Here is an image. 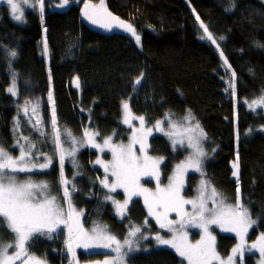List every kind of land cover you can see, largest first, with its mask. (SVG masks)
<instances>
[{
	"label": "trees",
	"instance_id": "16d2710c",
	"mask_svg": "<svg viewBox=\"0 0 264 264\" xmlns=\"http://www.w3.org/2000/svg\"><path fill=\"white\" fill-rule=\"evenodd\" d=\"M96 2L101 0H69L67 6L60 8V0H44L43 19L41 14L26 9L23 24L14 23L8 8L0 6V144L15 155V138L21 132L34 136L8 91L12 71L31 73L40 81L41 92H52L57 126L70 130L73 136L80 134L79 122L99 133V138H125L128 130L121 124L124 100H129L133 114L144 116L152 128L166 114H171L174 122H182L190 111L195 117L193 123L198 122L206 134L203 145L207 155L202 160L203 175L201 171L187 175L184 195L193 197L204 176L226 204H235L239 186L241 203L257 221L250 239L264 234V114L245 104L264 97V47H256L257 42L264 45L263 2L103 0L107 10L130 24L136 35L126 30L100 35L90 28L80 7L85 3L94 6ZM197 16L221 40L220 51L230 67L228 71L235 73V96L229 86L232 77L223 68L218 53L200 39ZM136 36L140 37V50ZM10 50L17 53L14 59L8 55ZM141 73L145 74L144 79L134 93L133 85ZM77 78L79 87L73 83ZM21 117V132H16L15 119ZM149 151L153 157L164 158L163 181L169 179L187 154L182 148L171 147L165 136L157 132L150 137ZM78 158L86 167L87 152ZM234 159L239 165L238 179L232 178L230 163ZM57 171L54 167L45 176H29L36 182H52L56 176L49 175ZM84 172L77 179L74 195L75 206L84 216L78 221L82 228L99 219L112 228L117 238L127 234L129 225L142 228L144 223L153 237L167 235L147 220L139 201H133L126 217L118 221L105 206L107 201L102 202L103 194L95 196L94 180L88 179L93 178L92 174ZM104 207L108 210L102 215L98 209ZM88 216L89 222L84 226ZM0 235L5 242L12 236L6 227L0 229ZM51 235L52 238L46 233L38 234L28 251L48 264H75L76 256L73 258L65 243L69 236L67 227L61 224ZM235 243L234 237L218 234L219 256L226 257ZM87 257L92 261L101 259L97 254ZM77 258L80 264L87 261L86 256L77 254ZM127 263L184 264L172 251L153 248L127 257ZM242 264H256V256L245 255Z\"/></svg>",
	"mask_w": 264,
	"mask_h": 264
},
{
	"label": "snow or ice",
	"instance_id": "6c2138e0",
	"mask_svg": "<svg viewBox=\"0 0 264 264\" xmlns=\"http://www.w3.org/2000/svg\"><path fill=\"white\" fill-rule=\"evenodd\" d=\"M12 16L17 21H22L24 11L22 6L29 4V0H6ZM69 0H60L58 7L63 8L67 6ZM35 7V4H31ZM235 7V5H233ZM231 10V9H226ZM41 19H43L44 0H40ZM82 15L90 23L99 27L111 30L113 26L121 27L126 31L135 34L134 29L130 24L124 23L117 17L113 16L111 12L104 6L103 0L99 6H93L85 3L82 10ZM197 21L200 23V28L204 31V37L217 44L216 38L209 32L205 24L200 21L197 16ZM223 39V37H221ZM137 43L140 37L136 36ZM219 48V45L217 44ZM256 47H264L259 42ZM47 51V44L45 43V52ZM8 55L14 59L17 55L15 50H10ZM223 57V53L221 52ZM227 63V61H225ZM11 66V65H10ZM144 73H141L136 78L133 85V92L138 91L139 86L144 79ZM233 82H230V87L233 88V95H235V73H232ZM73 83L79 87L78 78ZM13 95H17L15 74L13 75V84L8 89ZM52 100V93L49 92V101ZM264 105V97L260 100H253L249 105L250 108L255 110L256 106ZM29 106L33 116L36 114L39 103L32 101H25L24 113L28 114ZM124 110L123 123L129 124L130 119H138L143 126L145 123L144 116H133L127 101L122 104ZM165 119L175 128H183L184 131L190 133L188 136L187 146L193 149L191 155L186 162L176 166V170L172 176L169 177L167 186L161 187L160 181V165L163 163L164 158H152L147 155L146 136L150 134L152 129H147V133L142 131V134L137 136L136 132L133 133L132 142L128 145H112V161L105 164L103 160L98 159L97 163L101 164L105 170V178L101 180L104 188L108 189L109 193L115 192L117 188H122L126 194V199L120 203L113 199L111 195H106V199L112 200L116 205L117 213L122 217L125 215L129 201L134 195H143L144 203L148 209V214L156 219V223L162 229L172 232L171 239H165L157 234L153 237L158 244L167 245L175 250L176 254L182 258V261H187V264H213V261H220V264H225L224 261L217 255L215 249V237L209 231L210 225H219L223 231L234 232L241 239V243L232 250L235 255L242 252L244 247L243 238L248 230L252 228L257 221L251 216L247 207L241 203L240 189L237 187V198L235 204H226L225 199L210 185L207 180L201 181V187L198 189V197L192 200H186L181 196V190L184 183V174L190 168L195 171L202 172V160L207 155L202 146V140L206 138L203 129L200 128L199 123L194 125L191 121L195 117L189 111L188 115L182 122H174L171 114H166ZM32 117H29L31 123ZM163 121H157L155 128L163 130ZM52 125L54 135V143L58 152H60L61 164V186L63 190V200L56 195H53L49 184L45 181L39 183L35 182L31 176L26 175L23 178L20 173H33L37 170L43 171L48 168L52 163V158L45 155L43 162L40 161L39 156L44 155L43 152L39 154L35 151V144L31 138L24 136L21 132L19 122L14 131L21 132V135L15 138L14 147L19 149V155L14 156L4 145L0 144V229L7 228L12 234V239L5 242L3 235H0V264H46L45 261L39 259L37 256L32 255L28 251V242L34 234H48L52 238V233L56 232L61 224L68 228L69 239L65 241L68 252L75 257L73 251V243L76 247H82L85 250L93 248L110 249L114 253L113 257L105 260L104 264H127V257L132 251L139 250V240L148 239L144 235L140 227L131 226L128 235L121 242L116 236L112 235L106 226H96L91 232H85L82 226L79 225L78 217L82 213H78L72 205L71 192L75 191V185L69 190V181L63 176V165L65 154L61 152L62 138L60 129L57 126L55 110L53 108ZM43 126L42 121H37L33 125L34 128L39 130ZM42 136L47 135L46 132H41ZM64 135L71 139L72 144H83L84 140L77 141L72 136L70 130H65ZM85 138L87 142L93 147L99 148L100 145L94 143V136L99 133H91L85 130ZM175 146L178 142L183 146V140L178 141L175 132H165ZM21 140L24 141L21 143ZM140 144V152L143 156H137L133 151V145ZM105 145L111 144V137L104 140ZM68 156L75 155V147L71 152L67 153ZM74 162V161H73ZM233 175L238 174V163L233 164ZM113 177L112 182H109L108 176ZM147 176L157 181V188L155 192L144 188L141 183V177ZM211 189L210 195H206L208 189ZM208 200H212V207L208 206ZM192 206V212L185 210V205ZM64 205H67V212ZM170 212H175L176 219H168ZM75 222L76 227H73ZM188 227H196L201 229L203 235L199 241L192 244L188 241L186 229ZM253 248H258L261 257L264 258V234L259 237L256 244L252 245ZM9 249H14L11 253ZM226 264H235L233 256H229Z\"/></svg>",
	"mask_w": 264,
	"mask_h": 264
},
{
	"label": "rangeland",
	"instance_id": "374dc122",
	"mask_svg": "<svg viewBox=\"0 0 264 264\" xmlns=\"http://www.w3.org/2000/svg\"><path fill=\"white\" fill-rule=\"evenodd\" d=\"M77 1H79V0H77ZM261 1L264 4V0H261ZM33 3L35 4L34 8L30 6ZM100 3L101 2H96V4L94 6H97ZM47 4H49L48 1H47ZM0 6H6L8 8V15L10 16L11 20L14 23L23 24L25 22V13H24L22 21H17V20H15L13 18L11 10H10L8 4L6 3V0H0ZM22 8H23L24 12H27L26 9H29L30 11H32L36 15H40L41 14L40 5L38 3V0H29V4L23 5ZM80 8L83 10L84 6L82 5ZM85 21H88V20L86 19ZM199 29H200V39L202 41H205L206 43L210 44L214 48V50L218 53L219 59H220V61L222 63L223 68L232 77V79L229 80V83L233 82V76H232L233 71L232 70L228 71L230 69V67H229L228 63H225V61H227V60H226L224 54H223V57L221 56V51H220V49H221V46H220L221 40H220V38H216L217 44L219 45V48H218L217 44H213L206 37L202 38V37H204V31H203V29L200 28V26H199ZM135 43H136L137 48L140 50L141 49L140 41H139V43H137V40H136ZM14 74H15V83H16V90H17V95L16 96H13L11 94L12 97H13V100H14V105H16L20 109L19 111H21V115H23L24 119H26L28 122H29V117H32L31 123H29L28 125H29V128L31 129L32 134H34V136L32 138L31 137L30 138H31L32 142L36 146L35 147L36 153L37 154H39L40 152L44 153V155H40L39 156L40 161L41 162L44 161L45 155L52 158L51 165L48 168H46L45 170H43V171L37 170V171H35L33 173H28V174L20 173L19 175L20 176H24V175H31V174H37L38 173V174H41L42 176H45L46 174H49V172H51L54 167H56L58 171L57 172H52L49 175V176H52V177L56 176L54 181L53 182H48V181H45V180H43V181H45V182H47L49 184V186L51 188V192H52L53 195L59 196V194H61V197H59V198L62 201L63 200V190H62V186H61V164H60V158H59L60 152H58V150L56 148V145L54 143V139H53L54 135H55V133H53V125H52L53 98H52L51 101H49V92L50 91L47 92V93H43V92H41L39 90V88L37 86V83L34 80V76L31 73L21 72V71H12L10 87L13 84V75ZM231 91H232V95H233V88L232 87H231ZM233 96H235V95H233ZM26 100L27 101H32L33 103H36V102L39 103V107H38L37 112H36V114L34 116H33V113L31 111V107L30 106H29L28 114L25 115L24 106H25V101ZM124 101H127L129 103V100H124ZM124 101H122V104H123ZM122 104H121V106H122ZM234 104H235V106H237L236 102H234ZM245 104H246V106L248 108H250L249 105L251 103L246 102ZM18 108H17V110H18ZM259 110H262V112L264 114V105H260V106H256L255 107V112H257ZM24 119L22 117L15 119L16 126H17V121H18L19 122V126L21 128V121H24ZM123 119H124V113H123ZM37 121H42L43 122V126L39 130H37L36 128L33 127V125L36 124ZM159 121H163L164 122L163 126H162L163 130H157L155 128V126H154V128L150 127L149 124L146 122V120H145V123H144L143 126L140 124V121H138V120L137 121H133L132 119H130L129 124L121 123L122 126L125 129L128 130L127 133L125 134L126 137L123 138V136H122V138L119 141H117L116 139H114L113 137L110 136L111 137V144L110 145H105L104 144V140L106 138H108V137L99 138L98 135H97V136L94 137V143L100 145L99 148L91 146V144H89L87 142V139L85 138V135H84L85 134V130L86 129L91 130L89 127H85V126L81 125L80 134L75 135V136L72 135L73 137L76 138L77 141L82 140V139L84 140L83 144H79L78 143L76 145H73L71 139L64 135L65 131H63L62 128H59L60 129V135H61V138H62V148H61L60 151L65 154V160H64V165H63V176L69 181V184H68L69 190L71 191L73 185H75V189H76L75 191L71 192L72 205L74 204V201L76 200V198H74V195H75V193L78 190L77 184H76L77 179L79 177H81L83 175V173L85 174L84 170L89 171V168L90 169L93 168L95 171H97V169H99L102 172L103 179H104L105 175H106L104 167L101 164L97 163V160L98 159L103 160V162L105 164H108L109 162H111L112 159H113L112 151H111L112 145H121V144L128 145V144H130L132 142L134 131L136 132L137 136H139V135L142 134V131L144 133H147V129H149V128L152 129L151 133L147 134V136H146L147 155L150 156V154H151L149 152V140H150V137L152 136L153 132H157V133H161V134H163V136H165V138L168 140V142L171 145V147H173V148H182V149H184L187 152L186 158L183 161V162H186L188 160L189 156L191 155L192 151H193V149H191V148H189L187 146V144H188V136L190 135V133L184 131V129L180 128V127L173 129L172 126L168 123V121L165 118H163V119H161ZM175 122H177V121H175ZM191 123L194 125L193 121H191ZM261 130L264 133V129H261ZM170 131L176 133L175 138L178 141L183 140V142H184L183 146L179 142L175 146H173L172 140L167 135H165V132H170ZM41 132H46L47 135L42 136ZM23 142L24 141L21 140V143H23ZM14 144L12 146L16 150V154L14 156H18L19 155V149L14 147ZM203 144H204V139L202 140V146H203V149H204V145ZM73 147H75V155H74V157L73 156H68L67 153L71 152ZM133 151L136 153L137 156H140L141 158H143V156H142V154L140 152V144L139 143H136V144L133 145ZM204 151H205V149H204ZM83 152H87L86 167L80 162V160L78 158V156L81 153H83ZM150 157H152V156H150ZM152 158H157V157H152ZM183 162H181V163H183ZM181 163H179V164H181ZM234 163H238L237 159H234V161H232L230 163V168H231V171H232V178L233 179H238V174L236 176L233 175V172H234L233 164ZM179 164H177V165H179ZM176 166L174 167V171H173L172 175L174 174V172L176 170ZM238 168H239V165H238ZM189 173L199 174L200 171H195V170H192V169L189 168L184 174V183H183V188L181 190V196L184 199H186V200H192V199H196L198 197V195H199L198 189L201 187L200 186L201 185V181L205 180V177L202 176L201 181H200V185L198 184L194 196L191 197V198H187L184 195V188H185V183H186V177H187V175ZM108 179H109V182L111 183L114 178L109 175ZM160 181H161V187L167 186V184L169 183V179H167V181H163L162 180L161 169H160ZM208 182L210 183L209 180H208ZM37 183H39V182H37ZM95 183H96L97 186H99V188H101V194H102V190H104V194L106 193L105 197H104V195H102V202H104L106 200V195H111L112 196V195L118 194V193L122 195V200H120V201L116 200L114 197H113V199H115L116 201H118L120 203H123V201L126 199V194H125V192H124V190L122 188H117V190L115 192L109 193L108 189H106V188H104L102 186L101 177L100 176H99V179H97V181H95ZM140 183H141V185L144 188H148L152 192L156 191L157 181L155 179L147 177V176H142L141 180H140ZM210 185L212 186L211 183H210ZM210 193H211V189L209 188L207 190V192H206V195H210ZM103 197H104V200H103ZM87 198L89 199V197H87ZM133 200H141V201H143L142 204H143V206L146 209L147 216L150 219V221H152L154 223V225L159 230H162V231H165L166 233H169L168 236H162L163 238L171 239L172 236H173V233L167 231V229L160 228L159 225L156 223V219L154 217L149 216L148 209L146 208L145 203H144L143 195H134V196H132L131 200L129 201L128 206L130 205V203ZM110 201L111 202L110 203H106L105 206L110 209V211L112 212L113 215H115V217L118 219V221H123V218L126 215V213H125V215L123 217L121 215L117 216L116 212H115L116 205L112 202V200H110ZM212 204H213L212 200H208V206L212 207ZM64 208H65V211L67 212V210H68L67 209V205H64ZM108 208L104 207L103 210H101L102 208L101 209L99 208L98 212H100V214L102 213V215H103L104 212L106 210H108ZM185 210L188 211V212H192V206L190 204L189 205H185ZM126 212H127V210H126ZM176 218L177 217H176L175 212H170L169 213L168 219L175 220ZM96 226H106L108 231L112 234V232H111L112 228H110L111 229L110 230L108 225L106 223H103L99 219H96V220H94L92 222V224L87 228V232H91L92 229L94 227H96ZM132 226H136V225H132ZM252 228H250L248 230L247 234L243 238L244 247L242 249V252H238V253H236L234 255L232 250L234 248H236L238 244L241 243L240 237H238L234 232L223 231L219 225L213 224V225L209 226V231L211 232L212 236L215 237V249H216V238H217L218 234L232 236L236 240V243H235L234 247L230 250L229 254L226 257H224V258L219 256V254L217 252V249H216L217 255L222 259V261L225 262V264H226L229 256H233L235 264H242V260H243L244 256L247 255V254H253V255L256 256V264H264V258L261 257V254H260V251L258 250V248H253L252 247L253 244H256L258 242L259 237L262 234H259L254 239H250V231L252 230ZM129 230H130V227L128 228V232H129ZM148 230H150V228L145 226L144 231H148ZM141 231H142V233H145L142 228H141ZM128 232H127V235H128ZM186 232H187V236H188V241L190 243H192V244H195L197 241H199L201 239L202 235H203L201 229L196 228V227H188L186 229ZM38 234L39 233L33 235V237L28 242V247H29L30 243L33 240H36V238L38 237ZM68 234H69V232H68ZM127 235H124L123 237L118 238V239L122 242ZM144 235L148 236L149 238L148 239H141L140 242H139V245H140L139 250L132 251L130 253L131 255L138 254L139 252H142V251L148 252L152 248L153 249H167V250L172 251L182 261V258L179 257L176 254L174 249L168 247L167 245L158 244V242L153 238L151 233H147V234H144ZM11 239H12V236H11ZM68 239H69V236H68ZM80 249L81 248L80 247H76V244L74 243L73 251H74L75 256H76L75 257V264H80L79 258H77V254L78 255H82V256H86L85 260H88V258H90V257H87V256L94 255V254H97V255L104 254V255H106L105 252L107 250V249H103V248H93L95 253H88L87 254V253H84L83 251H81ZM108 250H110V249H108ZM12 251H14V249H9L10 253ZM108 254L110 255L112 253H108ZM112 257L113 256H107L106 255L105 258H101V259H99V261H101L100 262L101 264H104L105 260H109ZM39 259H41V258H39ZM41 260H43V259H41ZM43 261H45V260H43ZM90 261H92V260H90ZM96 261H98V260H96ZM183 262H184V264H187V261H183ZM86 263L87 262L85 261L82 264H86ZM17 264H20V262L18 261ZM46 264H48V263L46 262ZM213 264H220V261H213Z\"/></svg>",
	"mask_w": 264,
	"mask_h": 264
},
{
	"label": "bare ground",
	"instance_id": "6f19581e",
	"mask_svg": "<svg viewBox=\"0 0 264 264\" xmlns=\"http://www.w3.org/2000/svg\"><path fill=\"white\" fill-rule=\"evenodd\" d=\"M233 46H235V45H233ZM234 49L236 48V46L235 47H233ZM235 50H237V49H235ZM6 71L7 70H9V68H6L5 69ZM34 80L36 81V83H37V86H38V88H39V90H41L42 88H41V83H40V81L39 80H37L36 78H34ZM69 95V94H68ZM77 120V119H76ZM78 121V120H77ZM78 126H81V124L78 122ZM127 130V129H126ZM150 152V151H149ZM150 154V153H149ZM150 156H152L151 154H150ZM153 157V156H152ZM162 165V164H161ZM161 165H160V169H161ZM89 172L92 174V176H93V178L92 177H90V176H88V179H90V180H94V183H95V181H97V179H99V176L101 177V180H103V175H102V172L99 170V169H97V171H95L93 168H89ZM49 182V181H48ZM53 182V181H52ZM94 192H95V196L98 198L99 197V195L101 194V188H99V186H97L96 185V183H95V190H94ZM61 193V192H60ZM102 194L104 195V197H105V194H104V190H102ZM118 195H121V194H114V195H112V197H114L116 200H122V195H121V198L119 199L118 198ZM58 197H61V194H59V196ZM104 197H103V200H104ZM105 201H107L108 203H110L111 201L110 200H108V199H106ZM104 201V202H105ZM133 201H139V200H133ZM132 201V202H133ZM106 202V203H107ZM131 202V203H132ZM140 202V201H139ZM130 203V204H131ZM141 203V202H140ZM142 204V203H141ZM75 205V203L73 204V206ZM130 206V205H129ZM128 206V207H129ZM142 206H143V204H142ZM144 207V206H143ZM144 209H145V207H144ZM103 210V209H102ZM127 210H128V208H127ZM145 214H146V218H147V220H149L150 221V219L148 218V216H147V212H146V210H145ZM84 216H82V215H79L77 218H78V220H81V218H83ZM89 222V216L88 217H86V219H85V222H84V226L87 224ZM152 222V221H151ZM153 223V222H152ZM92 224V222L90 221V223L87 225V227H83V229L84 230H86L90 225ZM153 225H154V223H153ZM145 226H147L148 227V225L147 224H145L144 223V225L142 226V229H143V231H144V228H145ZM155 226V225H154ZM156 227V226H155ZM157 228V227H156ZM158 229V228H157ZM159 230V229H158ZM160 231H162V230H160ZM145 233H143V234H147L146 232L147 231H144ZM163 232H165V231H163ZM127 235V234H126ZM169 235V233H167V235L166 236H168ZM151 250V249H150ZM149 250V251H150ZM108 253H112L111 251H106L105 252V254L107 255V256H113L114 255V253H112V254H108ZM140 253H146V252H144V251H142V252H139L138 254H140ZM138 254H134V255H131L130 253H129V255H128V257H130V256H136V255H138ZM99 255H101V258H105L106 257V255H104V254H99ZM128 264V263H127Z\"/></svg>",
	"mask_w": 264,
	"mask_h": 264
},
{
	"label": "crops",
	"instance_id": "0c3cea01",
	"mask_svg": "<svg viewBox=\"0 0 264 264\" xmlns=\"http://www.w3.org/2000/svg\"><path fill=\"white\" fill-rule=\"evenodd\" d=\"M129 104V107H130V103H128ZM130 109H131V107H130ZM123 113H124V110H123V107L121 106V121H122V123H123ZM131 113H132V115L133 116H135L134 114H133V112H132V110H131ZM133 121H137L138 119H132ZM139 121V120H138ZM88 130V129H87ZM89 132H91V133H95L94 131H91V130H88ZM97 136V135H96ZM95 137V136H94ZM141 203H143V201H141V200H139ZM75 209H76V211L78 212V213H81V211L74 205L73 206ZM146 210V209H145ZM115 212H116V215L117 216H119V214L117 213V208L115 207ZM128 212V211H127ZM127 212H126V215H127ZM126 215L124 216V218L126 217ZM123 218V219H124ZM75 220H78V218L77 217H75ZM79 221V220H78ZM73 226H75V222L73 223ZM85 232H87V229L86 230H84ZM81 249V251H83L84 253H95V251L93 250V249H88V250H85L84 248H82V247H80ZM93 251V252H92ZM106 251H110V250H106ZM87 263L86 264H101L100 262L101 261H90V260H87L86 261Z\"/></svg>",
	"mask_w": 264,
	"mask_h": 264
},
{
	"label": "water",
	"instance_id": "95a60500",
	"mask_svg": "<svg viewBox=\"0 0 264 264\" xmlns=\"http://www.w3.org/2000/svg\"><path fill=\"white\" fill-rule=\"evenodd\" d=\"M100 4H98L97 6H99ZM87 24L90 28H92L93 30H95L98 34L100 35H111V34H114V33H118L120 31H123L124 29L121 28V27H115L113 26L111 28V30H108V29H105V28H102V27H99L97 25H94L92 23H90L89 21H87Z\"/></svg>",
	"mask_w": 264,
	"mask_h": 264
},
{
	"label": "built area",
	"instance_id": "2783aa9c",
	"mask_svg": "<svg viewBox=\"0 0 264 264\" xmlns=\"http://www.w3.org/2000/svg\"><path fill=\"white\" fill-rule=\"evenodd\" d=\"M75 243V242H74ZM74 243H73V245H74Z\"/></svg>",
	"mask_w": 264,
	"mask_h": 264
}]
</instances>
